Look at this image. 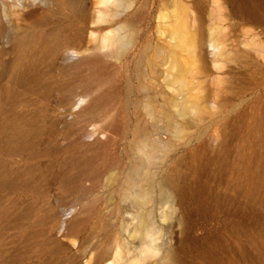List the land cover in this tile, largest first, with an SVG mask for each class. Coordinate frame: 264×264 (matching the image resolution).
I'll use <instances>...</instances> for the list:
<instances>
[{
    "label": "rangeland",
    "instance_id": "obj_1",
    "mask_svg": "<svg viewBox=\"0 0 264 264\" xmlns=\"http://www.w3.org/2000/svg\"><path fill=\"white\" fill-rule=\"evenodd\" d=\"M146 170L184 223L133 205ZM141 219L264 264V0H0V264H156Z\"/></svg>",
    "mask_w": 264,
    "mask_h": 264
},
{
    "label": "bare ground",
    "instance_id": "obj_2",
    "mask_svg": "<svg viewBox=\"0 0 264 264\" xmlns=\"http://www.w3.org/2000/svg\"><path fill=\"white\" fill-rule=\"evenodd\" d=\"M126 3L131 2V0H124ZM102 13V11H100ZM180 23V22H179ZM176 31L179 32L182 36V40H188L189 35L188 32L182 30L180 25L175 27ZM83 99H80L79 102L76 105L75 109L78 108H85L83 106ZM148 156H152V148H149V154ZM144 171V177L143 178H137L132 179V185H131V191L129 192V196L132 195L133 199L132 202H134L133 205L137 207L139 210H145V207L151 203L155 196H162L168 204L167 214L166 216H174L175 221L178 223L177 225H180L181 223H184L186 220V194L181 191L174 180V177L170 175L163 176L162 178H157V180H153V183L151 182V177H149L148 172ZM150 178V182L148 180ZM154 186L156 190L154 189ZM124 188V187H123ZM127 190V191H128ZM128 192V193H129ZM163 202V201H162ZM147 210V209H146ZM150 211V210H148ZM144 212V211H142ZM175 222V223H176ZM141 225L143 226V231L145 232V235L149 237L150 242L147 245L145 249L142 250V253L144 252H151L155 256H157L155 262L156 264H182V258L180 254V246L176 243H172L171 241H168L166 239L165 244H161V246H154L152 245V242L157 238V236H160L163 234V229L159 228L157 230H151L148 228L147 225H145L143 219H141ZM116 255L117 253L112 257H106L101 262L97 261L96 264H116ZM91 263V261H89ZM129 264H138L137 261H132Z\"/></svg>",
    "mask_w": 264,
    "mask_h": 264
}]
</instances>
